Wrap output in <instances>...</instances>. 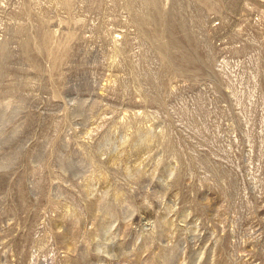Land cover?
Segmentation results:
<instances>
[{"label": "rangeland", "instance_id": "1", "mask_svg": "<svg viewBox=\"0 0 264 264\" xmlns=\"http://www.w3.org/2000/svg\"><path fill=\"white\" fill-rule=\"evenodd\" d=\"M0 264H264V0H0Z\"/></svg>", "mask_w": 264, "mask_h": 264}]
</instances>
